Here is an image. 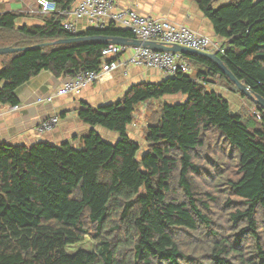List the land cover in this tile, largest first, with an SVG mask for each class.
<instances>
[{
    "label": "trees",
    "instance_id": "1",
    "mask_svg": "<svg viewBox=\"0 0 264 264\" xmlns=\"http://www.w3.org/2000/svg\"><path fill=\"white\" fill-rule=\"evenodd\" d=\"M76 1L56 0L59 10ZM196 1L226 47L219 56L264 97V0ZM41 15L43 24L18 26L23 13L0 14V48L48 43L0 54V104L17 105L18 87L44 70L99 68L106 43L56 40L136 38L112 24L73 34L63 13ZM182 56L192 75L142 80L99 106L82 102L78 116L93 128L78 147L0 142V264H264V108L214 59ZM212 84L249 99L261 118L245 104L233 110ZM179 93L187 99H165ZM144 103L148 151L139 158L129 128ZM87 235L94 250L67 251Z\"/></svg>",
    "mask_w": 264,
    "mask_h": 264
},
{
    "label": "crops",
    "instance_id": "2",
    "mask_svg": "<svg viewBox=\"0 0 264 264\" xmlns=\"http://www.w3.org/2000/svg\"><path fill=\"white\" fill-rule=\"evenodd\" d=\"M117 3L121 6H131L142 14L169 17L201 33L216 37L210 20L201 12L196 0H117ZM220 4L222 3L218 1L214 7ZM37 8L38 0H0V14L8 11L24 14L18 19V26L43 24L42 13H29ZM78 27L79 30H86L90 25L87 20L81 19ZM65 78L66 75L55 76L51 71L44 70L18 87L19 109L13 110L11 107L14 105L0 104V142L31 145L46 141L60 145L68 140L78 147L82 136L93 128L78 116L82 102L93 106L106 104L119 99L134 83L142 80L160 81L165 76L154 69L134 66L130 68L129 74L125 75L123 68H119L101 82L90 85L80 93L54 95L52 100H49ZM220 92L231 93L224 88ZM54 113L61 115L59 126L53 131L38 135L35 126ZM94 129L112 142L119 137L117 132L102 126H95Z\"/></svg>",
    "mask_w": 264,
    "mask_h": 264
},
{
    "label": "built area",
    "instance_id": "3",
    "mask_svg": "<svg viewBox=\"0 0 264 264\" xmlns=\"http://www.w3.org/2000/svg\"><path fill=\"white\" fill-rule=\"evenodd\" d=\"M51 14L61 12L65 15L64 28L73 33H79L78 22L85 19L88 25L96 29H105L109 25H119L130 30L141 41L154 40L168 45L179 44L205 52H216L226 55L223 41L214 36L194 30L189 25L172 20L166 16L142 14L131 6H121L117 0H77L66 10H59L56 0H38V8L29 13ZM101 64L97 69H80L74 75H67L63 83L49 97L80 93L92 84L101 82L119 68L125 75L132 66L144 69H154L166 77H176L192 72L190 63L181 53L156 50L139 45L109 43L102 50ZM19 109V105L11 107ZM253 113L261 118L257 108ZM61 120V115L51 114L35 126L38 135L55 130Z\"/></svg>",
    "mask_w": 264,
    "mask_h": 264
},
{
    "label": "water",
    "instance_id": "4",
    "mask_svg": "<svg viewBox=\"0 0 264 264\" xmlns=\"http://www.w3.org/2000/svg\"><path fill=\"white\" fill-rule=\"evenodd\" d=\"M87 40H95V41H101L104 42L106 44L109 43H113V44H126V45H131V46H139V45H144V46H148L151 48H154L156 50H163V51H173V52H177V53H195V54H199V55H203V56H207L210 57L212 59H214L219 66L221 67V69L230 77L231 80H233V82H235L239 89L247 96L252 97L256 100V102L264 108V97L261 95H255L253 94V92L250 90L249 86H247L243 81H241L240 79H238L235 74L227 67V65L225 64V62L223 61V59L219 56L218 53L216 52H205V51H200L194 48H190V47H186L183 45H179V44H174V45H168L166 43L163 42H158V41H154V40H149V41H141L137 38L134 39H127V38H108L106 36L103 35H95V36H74V37H69V38H64V39H59L56 40L54 42H52V44H62V43H73V42H79V41H87ZM48 43H42V44H36L33 46H28V47H3L0 48V54H4V53H10V52H18L21 50H27L33 47H40L42 45H46Z\"/></svg>",
    "mask_w": 264,
    "mask_h": 264
},
{
    "label": "rangeland",
    "instance_id": "5",
    "mask_svg": "<svg viewBox=\"0 0 264 264\" xmlns=\"http://www.w3.org/2000/svg\"><path fill=\"white\" fill-rule=\"evenodd\" d=\"M229 1L230 0H219V2H221L222 4H226ZM192 73L193 72H189V75H192ZM211 86L216 90H218L219 92L221 91V88H219V86H217L216 84H212ZM225 95L230 100L233 110H238L242 104H245V106L248 108H252L251 101L247 98L242 99L239 95H235L232 93ZM165 99L168 100L170 103L183 102L187 99V95L183 93H179L175 95H169ZM147 105L148 103H144L139 107L137 114L135 116L136 119L135 123L134 125H131L129 128L131 135L141 143V149L138 153L139 158H141L142 155L148 151V145L144 140V130L148 125L147 114L151 112V110H149V107L151 105H149L148 110H147ZM159 105H160L159 102H154L152 107L156 109L159 107ZM252 109H254V107ZM66 249L71 254L76 253L81 249L92 251L94 250V242L92 238L89 235H87L84 240L78 241L73 244H69Z\"/></svg>",
    "mask_w": 264,
    "mask_h": 264
}]
</instances>
